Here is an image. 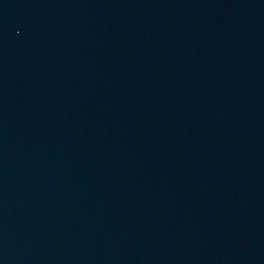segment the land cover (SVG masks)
Returning a JSON list of instances; mask_svg holds the SVG:
<instances>
[{
	"label": "water",
	"instance_id": "water-1",
	"mask_svg": "<svg viewBox=\"0 0 264 264\" xmlns=\"http://www.w3.org/2000/svg\"><path fill=\"white\" fill-rule=\"evenodd\" d=\"M0 264H264V0H0Z\"/></svg>",
	"mask_w": 264,
	"mask_h": 264
}]
</instances>
